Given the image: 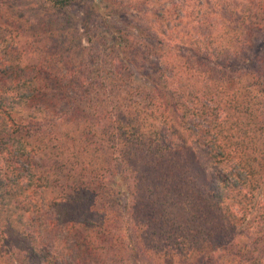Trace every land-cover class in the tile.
<instances>
[{
  "label": "trees",
  "instance_id": "trees-1",
  "mask_svg": "<svg viewBox=\"0 0 264 264\" xmlns=\"http://www.w3.org/2000/svg\"><path fill=\"white\" fill-rule=\"evenodd\" d=\"M21 1L0 0V264H264V0H91L96 45L68 12L89 0Z\"/></svg>",
  "mask_w": 264,
  "mask_h": 264
},
{
  "label": "rangeland",
  "instance_id": "rangeland-1",
  "mask_svg": "<svg viewBox=\"0 0 264 264\" xmlns=\"http://www.w3.org/2000/svg\"><path fill=\"white\" fill-rule=\"evenodd\" d=\"M127 1V0H126ZM131 1V0H129ZM22 5H26L27 7L31 8V3L29 0H22L21 1ZM89 3H91V0L89 1H83L81 3H79V5H73L71 6V8H68V12L70 14H72L73 17H75V20L73 22V25L78 29V33H80L83 38L82 44L84 45H88L89 43H92V45H96L97 44V40L98 37L95 38L92 35L90 36V34H88V32H86V30H84L85 25L82 23V19L88 15V6ZM167 4V3H166ZM165 4V5H166ZM149 8H156L159 9V3H157V1H153L152 4H148ZM34 11V10H33ZM125 9H123L120 12H117V14H113L112 16L109 17V20L104 22L103 19L101 18H95L97 16L96 12L95 14H91L90 19L87 20L88 22H86L89 27L92 29V32H103L102 30L104 29V27L109 24V25H117V26H126V24L129 21L128 16L125 15ZM142 20H133L131 21L132 24H140ZM128 25V24H127ZM129 26V25H128ZM107 43H110V40H107Z\"/></svg>",
  "mask_w": 264,
  "mask_h": 264
}]
</instances>
